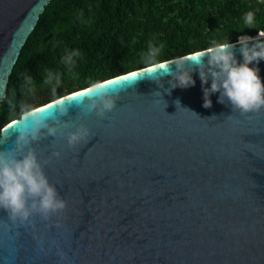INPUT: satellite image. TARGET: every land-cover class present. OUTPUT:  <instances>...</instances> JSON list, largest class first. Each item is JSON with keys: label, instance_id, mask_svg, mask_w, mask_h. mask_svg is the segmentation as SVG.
Returning <instances> with one entry per match:
<instances>
[{"label": "water", "instance_id": "95a60500", "mask_svg": "<svg viewBox=\"0 0 264 264\" xmlns=\"http://www.w3.org/2000/svg\"><path fill=\"white\" fill-rule=\"evenodd\" d=\"M46 2L0 0L2 97ZM237 40L231 43L242 62ZM186 63L195 81L187 88H171L174 63L99 80H111L108 88L119 95L103 120L84 116L77 105V93L89 84L30 104L63 123H83L92 136L74 149L63 137L33 145L41 159L61 152L44 170L68 206L50 221L33 216V225L25 226L0 210V264H264V109L241 115L227 100L218 102V92L205 108L203 88L211 79L202 84L196 60ZM250 67L259 68L264 82V60ZM159 78L163 88L154 81ZM58 98L67 102V115L49 107ZM17 117L0 125V141L8 137L0 150L13 147L19 125H9ZM58 249L67 260H60Z\"/></svg>", "mask_w": 264, "mask_h": 264}, {"label": "trees", "instance_id": "16d2710c", "mask_svg": "<svg viewBox=\"0 0 264 264\" xmlns=\"http://www.w3.org/2000/svg\"><path fill=\"white\" fill-rule=\"evenodd\" d=\"M255 13L254 28L243 16ZM83 13V15H81ZM264 30V0H47L11 67L0 101V125L17 117L20 105L41 103L90 82L145 65L150 46L164 48L158 60L234 41L241 35ZM79 50L75 76L68 73L62 57ZM60 74L45 84V70ZM31 76L35 91L25 86ZM15 109L7 103L13 97Z\"/></svg>", "mask_w": 264, "mask_h": 264}, {"label": "clouds", "instance_id": "9594fccd", "mask_svg": "<svg viewBox=\"0 0 264 264\" xmlns=\"http://www.w3.org/2000/svg\"><path fill=\"white\" fill-rule=\"evenodd\" d=\"M242 19L247 28H254V11H248ZM237 44L240 45L242 62H238L236 58V44L231 43L230 40L218 42L215 39L210 42L211 46L190 55L175 58L170 62L157 59L164 48L163 44L159 47L150 46L143 57V62L149 69L165 68L174 63L176 70L168 72L172 77L169 81L171 88H187L194 85L195 81L191 75L193 68L188 66L186 61L195 59L202 84H207L211 79V86L203 88L205 108L212 106L210 96L218 92L220 94L218 102L224 103L227 100L233 111H238L241 115L258 113L264 109V82L259 76V68L250 67V65L254 62L259 64L261 60H264V30H258L256 37L240 36ZM80 56L81 52L74 50L61 58L72 76L76 75L73 69L76 67V58ZM45 73L44 83L54 82L52 92L55 94L61 84L60 74L47 69ZM130 75L135 76L136 73L133 72ZM126 78V75L119 77L120 80ZM160 79L154 81L163 88ZM111 83V80L90 82L87 89L77 93L80 97L77 105L84 116L95 113L103 120L107 117V113L113 111L119 95L108 88ZM25 86L29 92L35 91L34 81L26 73ZM164 91L170 94V89H164ZM154 94L162 97L160 91ZM14 97L15 93L7 101L9 108L13 110L16 107ZM0 98L3 97L0 96ZM175 103L176 106L182 107L179 100ZM49 107H55L60 115L68 113L67 102H62L59 98L55 105H49ZM182 108L191 111L185 107ZM44 110L22 103L17 120L9 125V127L19 125L12 142L13 147L9 150H0V210L5 211L8 219L13 224L18 223L19 226L33 225V216H39L45 222L50 221L52 217L64 213L68 206V202L61 197L56 186L50 183L44 170L45 166L52 162L53 157H61V152L52 151L50 156L41 159L42 153H38L33 145H38L48 137H63L67 140V146L74 149L78 145L86 144L92 136L91 129L83 123L78 125L63 123L55 114L42 115ZM248 118L250 119L251 116ZM50 120L54 123H50ZM68 127H74L75 130L65 134L64 129ZM2 135L3 130H0V136ZM7 139L8 137H5L0 143H6ZM55 227L60 225L56 224ZM56 254L61 261L68 259L62 250L58 249Z\"/></svg>", "mask_w": 264, "mask_h": 264}, {"label": "bare ground", "instance_id": "6f19581e", "mask_svg": "<svg viewBox=\"0 0 264 264\" xmlns=\"http://www.w3.org/2000/svg\"><path fill=\"white\" fill-rule=\"evenodd\" d=\"M244 35L248 36L247 34H244ZM255 35H258V33H256ZM255 35H253V36H255ZM241 36H242V35H241ZM239 37H240V36H239ZM239 37H238V38H239Z\"/></svg>", "mask_w": 264, "mask_h": 264}, {"label": "flooded vegetation", "instance_id": "af4514ba", "mask_svg": "<svg viewBox=\"0 0 264 264\" xmlns=\"http://www.w3.org/2000/svg\"><path fill=\"white\" fill-rule=\"evenodd\" d=\"M64 90H66V88L63 89V92H64ZM63 92H62V93H63ZM57 95H58V94H57ZM55 96H56V95H55Z\"/></svg>", "mask_w": 264, "mask_h": 264}, {"label": "rangeland", "instance_id": "374dc122", "mask_svg": "<svg viewBox=\"0 0 264 264\" xmlns=\"http://www.w3.org/2000/svg\"><path fill=\"white\" fill-rule=\"evenodd\" d=\"M249 36V35H248ZM19 115V114H18Z\"/></svg>", "mask_w": 264, "mask_h": 264}]
</instances>
